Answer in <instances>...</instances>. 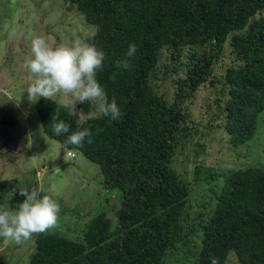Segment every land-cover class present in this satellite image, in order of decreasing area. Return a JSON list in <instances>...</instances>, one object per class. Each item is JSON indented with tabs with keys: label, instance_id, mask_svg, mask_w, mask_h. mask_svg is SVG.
<instances>
[{
	"label": "trees",
	"instance_id": "trees-1",
	"mask_svg": "<svg viewBox=\"0 0 264 264\" xmlns=\"http://www.w3.org/2000/svg\"><path fill=\"white\" fill-rule=\"evenodd\" d=\"M64 2L74 23L95 27L77 39L106 53L97 79L122 116L82 119L93 104L43 98L37 113L63 154H81L99 167L114 203L85 224L79 241L60 232L38 234L29 264H166L177 253L189 264H264V162L253 160L264 159V0ZM133 43L131 67L118 68ZM203 87L222 96L209 105L205 128L214 131V143L204 140L207 130L197 140L201 127L190 112ZM57 109L70 133L90 129L82 147L54 135ZM2 124L15 121L5 117ZM218 153L240 166L217 173L221 167L210 161ZM204 179L213 187L193 211L192 187ZM4 190L0 181V206L8 205Z\"/></svg>",
	"mask_w": 264,
	"mask_h": 264
},
{
	"label": "rangeland",
	"instance_id": "rangeland-1",
	"mask_svg": "<svg viewBox=\"0 0 264 264\" xmlns=\"http://www.w3.org/2000/svg\"><path fill=\"white\" fill-rule=\"evenodd\" d=\"M64 4V0H0V132L5 133L0 135L3 138L0 145V181L5 183L4 192L10 209H15L26 199L20 195L21 190L28 189L30 192L32 188H39L42 196L50 195L59 203L61 212L57 226L49 231L60 232L79 241L85 224L97 212L109 209L107 206L113 205L114 200L110 202V193L103 190L102 174L96 164L81 154H76L74 159L67 157L60 144L43 133L37 113L38 101L32 102L28 98L29 73L24 68L34 37L43 36L55 47L71 44L80 33H93L95 27L88 26L86 22L74 23V16L65 13ZM224 65L222 63L217 67V73L223 70ZM221 97L215 88L203 87L198 98L189 103L190 112L193 111L191 117L201 127L197 140L199 136L203 138L201 134L204 135L210 127L209 105ZM54 99L65 103L60 97ZM5 117L14 119L15 125L2 124ZM213 132L209 130L204 136L207 143H214L217 139H213ZM219 133L226 137L221 131ZM197 140H193V147ZM260 148L264 151V137ZM220 156L222 160H216ZM253 160L264 162L258 156ZM210 162H218L221 168L217 173L238 168L241 164V161L234 162L230 156L221 153L214 154ZM186 164L184 162L177 170L183 173ZM194 186L191 206L196 211L204 202V197L209 195L208 190L213 183L204 179ZM37 235L22 245L10 243L5 246L0 238V264H29ZM166 264L189 263L177 253L169 257Z\"/></svg>",
	"mask_w": 264,
	"mask_h": 264
},
{
	"label": "clouds",
	"instance_id": "clouds-1",
	"mask_svg": "<svg viewBox=\"0 0 264 264\" xmlns=\"http://www.w3.org/2000/svg\"><path fill=\"white\" fill-rule=\"evenodd\" d=\"M137 50L136 44H130L125 58L116 62L117 67L129 69ZM30 52V57L24 63L29 73L27 94L30 101L60 97L73 105L87 102L93 104L94 108L80 118L91 120L108 117L110 121L121 119L122 111L116 98L113 97L109 102L104 87L97 79L107 59L102 49L82 39L54 47L45 37L36 36L31 40ZM72 114L77 113L74 110ZM51 128L55 136H67L64 142L66 145L75 147H82L85 139L92 135L88 128L70 133L71 125L60 119L58 109L52 117ZM87 142L92 141L88 139ZM20 195L26 199L15 209L7 205L0 206V238L5 246L10 243L22 245L34 235L54 229L60 220L59 203L50 195L41 196L39 188H32L30 192L28 189L21 190ZM212 264H217V260L213 259Z\"/></svg>",
	"mask_w": 264,
	"mask_h": 264
}]
</instances>
